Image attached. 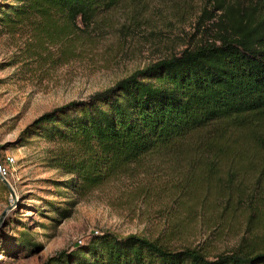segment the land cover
<instances>
[{"label": "rangeland", "instance_id": "rangeland-1", "mask_svg": "<svg viewBox=\"0 0 264 264\" xmlns=\"http://www.w3.org/2000/svg\"><path fill=\"white\" fill-rule=\"evenodd\" d=\"M241 3L250 1L124 0L51 39L38 42L28 29L0 36V163L13 190L0 179V264H47L105 233L212 256L264 236V157L253 152L241 166L203 171L146 156L79 199L64 184L71 176L49 166L54 145L38 130L23 134L43 113L212 41L226 10Z\"/></svg>", "mask_w": 264, "mask_h": 264}, {"label": "trees", "instance_id": "trees-1", "mask_svg": "<svg viewBox=\"0 0 264 264\" xmlns=\"http://www.w3.org/2000/svg\"><path fill=\"white\" fill-rule=\"evenodd\" d=\"M123 1L0 0V36L28 29L38 42L51 39ZM247 1L226 10L212 41L43 113L23 134L38 130L54 145L49 166L71 176L64 184L79 199L150 155L202 163L201 171L241 166L247 151L264 157V0ZM47 264H264V236L212 256L105 233Z\"/></svg>", "mask_w": 264, "mask_h": 264}, {"label": "built area", "instance_id": "built-area-1", "mask_svg": "<svg viewBox=\"0 0 264 264\" xmlns=\"http://www.w3.org/2000/svg\"><path fill=\"white\" fill-rule=\"evenodd\" d=\"M13 161L14 160L11 156L6 155V157H5V163L6 164H12ZM6 175H7L6 169L0 163V176L5 177ZM95 235H97V232H95ZM80 242H81V240L78 241L79 244H80Z\"/></svg>", "mask_w": 264, "mask_h": 264}, {"label": "water", "instance_id": "water-1", "mask_svg": "<svg viewBox=\"0 0 264 264\" xmlns=\"http://www.w3.org/2000/svg\"><path fill=\"white\" fill-rule=\"evenodd\" d=\"M0 179L3 182V184L10 190V192L13 193V190H12L10 184L3 177H0Z\"/></svg>", "mask_w": 264, "mask_h": 264}]
</instances>
